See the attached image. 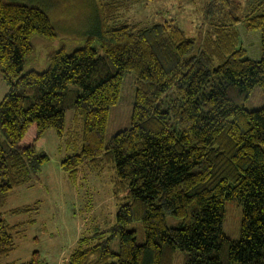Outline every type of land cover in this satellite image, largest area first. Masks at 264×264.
I'll return each instance as SVG.
<instances>
[{"label":"trees","instance_id":"obj_1","mask_svg":"<svg viewBox=\"0 0 264 264\" xmlns=\"http://www.w3.org/2000/svg\"><path fill=\"white\" fill-rule=\"evenodd\" d=\"M111 3L101 2L97 33L71 53L53 52L38 72L25 71L32 38L55 42L59 34L39 7L0 0V75L8 86L0 102V209L48 163L36 144L50 128L62 137L66 112L74 110L83 123L82 148L61 168L70 179L84 167L113 172L117 212L106 236L78 239L64 264H174L177 250L185 253L183 264H264V107L244 106L254 87L264 89V0L238 3V15L207 23L201 39L172 20L111 25ZM230 6L208 0L205 11L219 16ZM238 25L260 32L259 59L240 45ZM126 72L135 86L130 127L107 141ZM226 201L243 208L237 241L223 233ZM167 216L181 225L168 226ZM134 222L142 224V244L127 229ZM19 228L0 217V260L13 251ZM20 264L49 263L35 251Z\"/></svg>","mask_w":264,"mask_h":264},{"label":"rangeland","instance_id":"obj_2","mask_svg":"<svg viewBox=\"0 0 264 264\" xmlns=\"http://www.w3.org/2000/svg\"><path fill=\"white\" fill-rule=\"evenodd\" d=\"M39 7L46 12L52 25L59 34L55 42L34 36V53L26 64L25 71H44L50 54L62 48L71 53L80 47L78 40L91 33H97L102 22L101 2L112 3L105 13L111 17V25L133 24L140 28L155 23L172 20L182 28L188 37L201 39L206 33L207 23L221 20L227 15L236 16L239 12L234 7L245 0L231 1L230 10L222 9V15L206 14L208 0H16ZM103 8V7H101ZM218 9H216V12ZM209 27V26H208ZM240 45L251 59H259L261 54L260 32L246 31L243 25L237 27ZM199 32H202V34ZM93 47L100 52L99 42ZM8 92V86L0 75V102ZM135 96L134 75L126 72L119 102L109 114L106 140L116 133L130 127ZM248 111L264 107V89L254 87L244 103ZM83 123L74 110H68L65 116V131L62 137L55 129H48L36 144V151L45 154L49 160L37 175L26 184L14 189L0 209V217L10 225L20 224L14 234L13 251L0 260V264H20L31 259L38 251L41 259L49 264H64L77 244V240L95 236H106L104 231L116 221L117 206L113 198L111 178L113 172L104 170L96 175L87 167L81 168L74 179L61 168L64 159L78 154L82 148ZM0 138H2L0 134ZM37 205L30 212L12 215L11 210ZM243 208L237 201H226L224 209L223 233L237 241L241 236ZM29 221H32L31 223ZM170 227L181 225V219L167 216ZM136 231L137 243L145 241V234L140 222L127 226ZM119 238L111 242L113 252H118ZM69 253V254H68ZM185 253L177 250L174 264H183Z\"/></svg>","mask_w":264,"mask_h":264}]
</instances>
